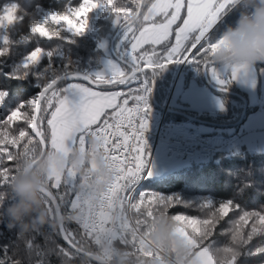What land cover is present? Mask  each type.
<instances>
[{
  "label": "snow or ice",
  "instance_id": "1",
  "mask_svg": "<svg viewBox=\"0 0 264 264\" xmlns=\"http://www.w3.org/2000/svg\"><path fill=\"white\" fill-rule=\"evenodd\" d=\"M234 4L235 0H155L147 6L144 23L139 28H135L128 16L130 14L139 16L140 4L136 5L137 11L132 13L126 5L117 7L114 0H102L104 9L115 17L117 24H122L126 29L125 38L130 45L131 65L127 72L114 69L111 79H105L103 76L95 79L73 77L70 71L68 76L87 82L88 85H128V91H99L78 82L72 87L80 94L81 100L78 104H71L67 98L62 97L56 87L59 77L49 79L37 73L36 78L41 80V91L38 95L27 101H18L0 118V191L13 178L16 171L14 155L22 148L37 142L44 148L49 144L55 146L68 140L83 144L86 135L91 134L103 141L106 159L117 172V181L109 197L110 205L113 200L121 206L127 202L138 218L137 223L146 224L149 219H155L156 212L150 210L151 205L149 210H142L141 202L145 200L155 202L157 211L184 203L179 198L164 197L156 193L149 195L144 191L138 194L136 192L141 180L151 177L145 159L143 140V132L148 126L146 116L149 112L147 103L150 94L149 77L157 71L164 70L169 64L184 62L192 63L209 72L221 85L229 83V80L220 78L212 64L211 55L222 43L220 39L213 42L212 36L214 28ZM98 7H101V0H82L76 8H70L64 13L49 14L43 24L32 27L31 31L41 38L59 39L62 35L61 31L50 30L48 25L51 22L62 26L63 22V25H67L68 31L76 35L82 34L87 30L89 13ZM17 13L18 5L15 3L3 7L0 11V32H6L8 26L14 24L19 18ZM157 17L160 19L157 20ZM10 43L7 35L0 38L2 45L0 59L10 54ZM146 44L151 45V49L141 52ZM44 55L45 50L42 47H35L26 55L20 66L23 72L9 78L17 80L27 78L29 71L40 64ZM65 67L67 69V66ZM244 68L234 69L228 74L230 79H236ZM134 83L137 86L131 87ZM7 100V91L0 90V109L7 106ZM130 100L133 102L132 106H129ZM129 139L135 143L129 144ZM62 186V184L54 185L51 192L54 199ZM60 196L62 198L63 194ZM201 206L213 208L207 204ZM233 209L237 207L231 201L223 203L215 207L207 218L199 221L190 219L184 214L172 215L178 223L185 222L184 226H180L185 232L187 225H200L199 229L194 230L195 235L202 240L197 255L198 264H213L209 256L210 238L214 235L218 221L227 217ZM141 216L145 219H141ZM250 221L251 230L245 235L243 226ZM257 225L261 227L258 228ZM260 234H264V213L244 212L240 215L231 237L235 246L225 247L222 250L223 264H238V257L241 255L238 249L249 244L254 236ZM58 235L64 244H56L52 253L65 259H72L74 248L71 236L75 233L69 229L68 232L61 230ZM144 245L145 241L142 239L141 249ZM26 248L37 247L33 241L28 240ZM252 254H264V247H257ZM18 264L21 262L19 261Z\"/></svg>",
  "mask_w": 264,
  "mask_h": 264
},
{
  "label": "trees",
  "instance_id": "2",
  "mask_svg": "<svg viewBox=\"0 0 264 264\" xmlns=\"http://www.w3.org/2000/svg\"><path fill=\"white\" fill-rule=\"evenodd\" d=\"M154 1L144 0L141 14L133 22L135 28H139L144 23L143 18L147 6ZM81 2L82 0H0V11L7 4H17V15L19 17L14 21L13 25L8 26L6 32H0V34L3 33V36L7 35L11 42L9 45L11 49L10 54L0 59V90H5L8 93L7 106L0 109V118L7 113L8 108L14 107L18 101H27L38 95L41 91V80L36 78L37 73L41 77L46 76L49 79L68 75L69 71L72 75L82 73L91 76L93 70L101 68L104 51L100 48V43L106 41L111 48L112 41H114L115 45L124 32L119 33L124 26L115 22V17L104 9L102 0L101 7L89 13L88 27L82 34L76 35L68 31L67 25H63V22L62 26H57L51 22L48 25L50 30L61 31L62 35L59 39L55 37L51 40L41 38L31 31L32 27L43 24L45 17L49 14L64 13L70 8L78 7ZM140 2L141 0H135V2L133 0H114V4L117 7L126 5L132 10V13L137 11L136 5L140 4ZM241 7V5H237L232 13L238 12V14H241ZM135 17L130 14L128 19L129 21H133ZM159 19L160 17L157 18V20ZM219 25L214 28L213 35L219 28ZM69 41L71 42L69 43ZM128 46L129 43L126 41L124 47ZM35 47H42L45 50V55L42 57L40 64L29 71L27 78L19 80L10 79L9 77L23 72L20 67L23 64L22 61ZM145 49L150 50L151 46L144 47L142 52ZM49 53L51 55H48ZM187 64L185 63L183 69ZM65 66H67V69ZM256 66L264 68V63L256 64ZM197 68L201 74L202 81L206 83L203 70L198 66ZM149 79L151 83L154 82L156 84L155 102L151 98L150 104L160 107L157 102L158 77L156 73L150 76ZM226 79L229 80V83L219 87L240 94L247 100V94L241 91L235 82L229 79V75H227ZM64 84L66 83L62 82L58 84L57 88H60ZM119 88H125V85L113 84L103 90H116ZM214 92L224 98H237L243 103L235 95ZM257 110V107L248 105L243 122L246 120L248 114ZM242 111L243 108L239 109L237 117H234L233 109H229L226 115H221L219 118L230 119L232 117L229 123H236L240 119ZM167 117L169 121L183 123L187 121L184 117L170 111H168ZM200 119L215 123L221 122L204 115L200 116ZM44 127H47L46 122ZM49 151H51L50 144L47 152ZM41 152L42 146L37 142L26 148H22L18 154H15L16 171L14 176L3 190L0 191V264H14V262L18 264L19 261L21 264H99V262L91 260L76 251L72 253V259L70 260L52 253L55 245L64 244V241L58 235L60 228L53 204L43 194H41V199L44 211L46 212L47 223L43 227L38 226L35 230L30 228L26 232L19 225L12 226L13 222L8 215V210L19 203V199L12 190V184L17 175L22 170L25 171L26 167L22 169V166L27 165L29 161H35L41 155ZM80 176L78 180H80ZM62 185L61 190L57 192L56 199L61 208L66 232L71 229L75 233L74 236H71L72 244L85 252L94 255L100 254L103 249L100 237L83 231L77 226L76 222L65 220L66 216H70L76 212L74 199L77 187L72 188L67 184ZM53 187L52 179L48 178L44 188L52 192ZM143 190L149 195L156 193L164 197L179 198L184 202L182 204H174L167 210L161 208L159 211L155 207V202L150 200L141 202L142 210H149L151 205L150 210L156 212L155 219H149L146 224H138V218L131 210L135 225L145 237H150L152 225L161 213L170 216L184 214L190 219L199 221L207 218L210 212L215 210V207L231 201L237 209L230 210L227 217L218 221L214 235L210 238L209 243L216 253L220 254L219 258L223 262L224 253L222 250L225 247L235 246L231 237L240 215L244 212L264 213V152L241 151L230 153L218 150L210 157L199 162L193 161L189 166L173 171L160 179L154 180L148 178L137 194ZM61 194H63L62 198ZM201 204L211 205L213 208L210 209L201 206ZM35 215L37 213L25 216L22 223H33ZM172 218L176 221L177 228L184 226L185 222L178 223L176 218L173 216ZM141 219H145V217L141 216ZM199 227V224L187 225L186 227V234L194 241V246L197 249H200L202 240L199 236L195 235L194 230L199 229ZM257 227L260 228L261 226L257 225ZM250 230L251 221L249 224L243 226V233L246 235ZM28 240L33 241L37 248H26ZM112 245L113 249L103 250L105 256L111 257L117 251H127L131 253L132 264H145L147 261V258L137 249L139 245L128 242L127 239L116 238ZM257 247H264V234L254 236L249 244L238 249L241 252V255L238 257V264H264V254H252Z\"/></svg>",
  "mask_w": 264,
  "mask_h": 264
},
{
  "label": "rangeland",
  "instance_id": "3",
  "mask_svg": "<svg viewBox=\"0 0 264 264\" xmlns=\"http://www.w3.org/2000/svg\"><path fill=\"white\" fill-rule=\"evenodd\" d=\"M237 5H239L238 0H235L233 7L230 8L227 14L221 18L219 22L220 25L218 24L219 28L212 36L213 42L218 40L222 33L237 20L240 14H238V12L232 13ZM240 10H243V8L241 7ZM146 14L147 13L145 12L144 15ZM125 32L126 30H124L122 36L116 41L114 45L115 52L117 55H119V57H121L123 53H130V45L128 47H124V44L127 41L125 38ZM0 37H3V33L0 34ZM148 46L151 45H147V47ZM100 48L104 51L101 61V68L93 70L90 77L95 79L98 76H103L105 79H111L113 77L114 69H119L122 72L128 71V68L123 66L114 57L112 50L106 41H102L100 43ZM140 51L142 52V49ZM184 66V62L173 63L169 64L164 70L156 72L158 77L157 102L160 107H157L154 104H149V112L146 116L148 123H153V125L149 127L152 131H156V125L159 120V116L154 117V111L161 113L162 107H165L167 104L170 109L180 110L181 112L187 113L192 117L200 119V116L204 115L205 117H210L213 120H220L221 122L219 124H228L230 120H232V117L230 119L219 118L221 115H226L229 109H233L234 117H237L239 109L244 108V104L239 99L233 97H222L221 95L214 92L207 83L202 81L201 74L196 65L188 63L183 69ZM216 70L221 79H226L228 74H224L218 69ZM206 74L212 84L216 86H223L217 83L216 79L209 72L206 71ZM230 80L233 82L235 81L240 89L247 93L246 101L249 106L258 108L256 112L248 114L243 124L235 128H217L211 125L197 124L188 121H185L183 126L190 131L214 137L216 139V143L221 146L219 150H224L230 153H237L241 151L262 153L264 152V68H258L256 65L245 67L237 75L236 79ZM65 83L66 84L58 88V91L61 93L62 97L67 98L71 104H78L81 100V96L72 87L73 84L78 82ZM149 85H151L150 90L152 92L151 81L149 82ZM136 86L137 85L135 83L131 85V87ZM128 89L129 86L125 85V88H119L116 90H123L127 92ZM90 139V134H88L86 135L85 142L83 144H81L79 141L72 143L70 140H68L55 146L50 144V147L51 150L54 149L56 151H64L66 154L78 148L81 154H84L89 151L88 142ZM150 152L151 151L146 154V159L150 158ZM193 161L199 162L200 160H196L194 158L183 159L176 157L171 152L167 151L162 143H159L151 165L150 179H160L173 171L189 166ZM85 167L95 168V164L87 163L85 164ZM79 175L80 174L74 168L67 167L63 172L53 175L49 178L52 179L53 186L56 184H67L68 186L75 188L79 184ZM75 205L76 202L74 199V207ZM123 213L125 217H127L125 208ZM177 231L185 239L192 243L193 246L195 245L194 241L186 234L183 229L178 227ZM98 234V232H95L94 235L98 236ZM121 239H126V235L122 234ZM146 239L150 242L149 237H146ZM209 247V256L212 258L213 264H218V259L219 264H223L220 258H218L215 249L210 245ZM108 249H113V245H111ZM137 249L140 250L141 254L145 258H147L145 264H152L154 260L158 261L159 264H166L167 257L159 251H154L149 244L145 243L143 249H141V246L139 245ZM199 251L200 249L196 248V261Z\"/></svg>",
  "mask_w": 264,
  "mask_h": 264
},
{
  "label": "clouds",
  "instance_id": "4",
  "mask_svg": "<svg viewBox=\"0 0 264 264\" xmlns=\"http://www.w3.org/2000/svg\"><path fill=\"white\" fill-rule=\"evenodd\" d=\"M243 10L233 25H230L219 38L222 43L211 55L212 64L220 72L230 74L234 69L264 63V0H238ZM89 151L81 154L79 149L69 153L51 150L29 161L12 184V190L19 203L8 210L12 226L28 231L43 227L47 223L41 191L48 178L63 172L67 167L74 168L82 177L84 196L92 202H99L115 181L117 172L105 158L102 141L93 137L89 140ZM94 163L95 170L85 164ZM37 213L34 222L22 223L25 216ZM80 213L74 212L65 220L76 222ZM150 246L167 257L166 264H198L196 248L177 231L172 216L161 213L152 225ZM105 248L107 245L104 246ZM218 258L220 254L217 253ZM96 259L99 264H132L131 253L117 251L111 257L101 253ZM152 264H159L153 261ZM219 264V259H218Z\"/></svg>",
  "mask_w": 264,
  "mask_h": 264
},
{
  "label": "built area",
  "instance_id": "5",
  "mask_svg": "<svg viewBox=\"0 0 264 264\" xmlns=\"http://www.w3.org/2000/svg\"><path fill=\"white\" fill-rule=\"evenodd\" d=\"M124 58L131 62L130 53H124ZM150 100L151 90L147 97L148 105L150 104ZM132 104L133 102L130 100L129 106H132ZM168 108L167 104L165 108H162L161 113L154 111V117L159 116L156 131H152L149 128L153 123H148L147 128L143 132L145 153L147 154L151 151L150 158L146 160L149 169H151L153 158L159 143H162L167 151L171 152L176 157L183 159L194 158L200 161L208 158L215 151L220 149L221 146L216 143L214 137L190 131L183 126V122L169 121L167 119ZM90 137L97 138L91 134ZM128 143L134 144L135 141L129 139ZM103 153L106 158L104 148ZM121 155L123 156V154ZM89 168L93 171L95 170V168ZM147 180L148 179L141 180V184L137 186L136 192L139 191ZM116 181L117 175L107 194L99 202H92L84 196V184L83 179L80 176L77 193L75 195L76 212L80 213V216L76 221L77 226L88 234H95V232H98V237H100L102 241V248L104 251L112 245L116 238L121 237L122 234L126 235L128 242L140 245V241L143 239L145 243L150 245V242L135 225L131 208L128 206L127 202H124L123 206H121L120 203L113 200L110 205L109 197ZM124 208L127 212V217H125L123 213ZM105 245H107L106 248L104 247Z\"/></svg>",
  "mask_w": 264,
  "mask_h": 264
},
{
  "label": "water",
  "instance_id": "6",
  "mask_svg": "<svg viewBox=\"0 0 264 264\" xmlns=\"http://www.w3.org/2000/svg\"><path fill=\"white\" fill-rule=\"evenodd\" d=\"M143 2L144 0H141L140 2V13H141V10H142V6H143ZM140 16V15H139ZM139 16H136L135 19L132 21L134 22L135 20H137V18ZM125 28L123 27L120 31H124ZM117 37V36H116ZM114 41H112L111 43V50H112V53L114 55V57L125 67H127L129 69L131 63H129L128 61H126L125 59H123L122 57H119L115 54L114 52ZM204 71V70H203ZM73 77H80V78H83V77H89V78H92L90 77L89 75H85V74H82V73H75L72 75ZM204 77H205V80H206V83L208 84V86L214 90V91H217V92H221V93H226V94H232V95H235L236 97L240 98L243 103H244V108H243V111L241 113V116H240V119L236 122V123H229V124H219V123H213V122H208V121H204V120H201L199 118H196V117H192L190 115H188L187 113H184V112H181V111H177V110H172V109H167L168 111L170 112H173L175 114H178L182 117H184L188 122H193V123H197V124H204V125H211V126H214V127H217V128H235L236 126H239L243 120H244V117H245V114H246V111H247V107H248V103L246 101V99L244 97H242L240 94H237V93H234L228 89H224L222 87H219V86H216L214 84H212L209 79H208V76L206 74V71H204ZM93 79V78H92ZM62 82H80V83H84L86 85L87 82H84V81H79L77 79H73V78H69L68 75H65V76H61L59 77V83H62ZM113 84H109V85H104V84H101V85H88L90 87H93L94 89H98V90H103V89H106L107 87L111 86ZM58 86V85H57ZM56 86V87H57ZM155 91H156V84L153 82L152 83V99H153V102H155ZM162 108H165V107H162ZM48 151V147L47 148H44L42 146V152H41V155H43L44 153H46ZM40 155V156H41ZM25 171H27V168L25 169ZM41 194L45 195L50 201L51 203L53 204V207L55 209V213H56V217H57V221H58V224H59V228H60V231L63 230L64 232H66V229H65V225H64V218H63V215H62V212H61V208L59 206V203L57 201V199L53 198L52 195H51V192L48 191L46 188H43L42 191H41ZM73 248H74V251H76L77 253L91 259V260H94L96 262H99L96 257L97 255H94V254H91V253H88V252H85L79 248H77L76 246H74L72 244Z\"/></svg>",
  "mask_w": 264,
  "mask_h": 264
},
{
  "label": "crops",
  "instance_id": "7",
  "mask_svg": "<svg viewBox=\"0 0 264 264\" xmlns=\"http://www.w3.org/2000/svg\"><path fill=\"white\" fill-rule=\"evenodd\" d=\"M155 2V1H154ZM158 18V17H157ZM144 47H147V44L146 45H144ZM130 49V48H129ZM235 82V81H234ZM235 84L237 85V83L235 82ZM86 85V84H85ZM88 86V85H87ZM238 86V85H237ZM239 87V86H238ZM240 88V87H239ZM94 90H98V89H94ZM241 91H243L244 92V90H242V89H240ZM99 91H101V90H99ZM246 93V92H245ZM247 94V93H246Z\"/></svg>",
  "mask_w": 264,
  "mask_h": 264
}]
</instances>
